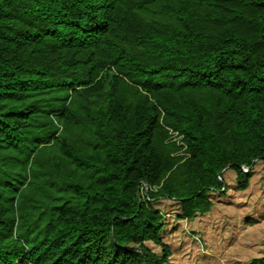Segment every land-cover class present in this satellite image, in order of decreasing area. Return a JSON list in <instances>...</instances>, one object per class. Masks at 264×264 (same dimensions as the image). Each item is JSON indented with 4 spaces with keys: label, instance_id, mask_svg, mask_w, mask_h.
<instances>
[{
    "label": "trees",
    "instance_id": "obj_1",
    "mask_svg": "<svg viewBox=\"0 0 264 264\" xmlns=\"http://www.w3.org/2000/svg\"><path fill=\"white\" fill-rule=\"evenodd\" d=\"M257 162L264 0H0V264H171Z\"/></svg>",
    "mask_w": 264,
    "mask_h": 264
},
{
    "label": "rangeland",
    "instance_id": "obj_2",
    "mask_svg": "<svg viewBox=\"0 0 264 264\" xmlns=\"http://www.w3.org/2000/svg\"><path fill=\"white\" fill-rule=\"evenodd\" d=\"M223 178L225 193L213 196L211 210L192 220L177 218L173 202L157 204L165 215L161 238L170 245L171 264H245L264 256V164L253 166L244 191L236 190L233 171ZM146 245L159 252L152 243Z\"/></svg>",
    "mask_w": 264,
    "mask_h": 264
}]
</instances>
